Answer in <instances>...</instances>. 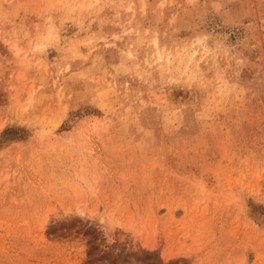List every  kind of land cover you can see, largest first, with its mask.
<instances>
[{
	"label": "rangeland",
	"instance_id": "1",
	"mask_svg": "<svg viewBox=\"0 0 264 264\" xmlns=\"http://www.w3.org/2000/svg\"><path fill=\"white\" fill-rule=\"evenodd\" d=\"M0 264H264V0H0Z\"/></svg>",
	"mask_w": 264,
	"mask_h": 264
}]
</instances>
